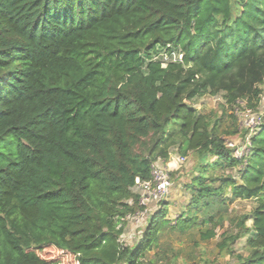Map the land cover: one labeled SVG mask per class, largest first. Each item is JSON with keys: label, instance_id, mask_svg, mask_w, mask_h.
Instances as JSON below:
<instances>
[{"label": "trees", "instance_id": "1", "mask_svg": "<svg viewBox=\"0 0 264 264\" xmlns=\"http://www.w3.org/2000/svg\"><path fill=\"white\" fill-rule=\"evenodd\" d=\"M263 85L264 0H0V264H59L50 248L76 264H197L214 240L217 258L245 241L237 264H264V116L247 157L224 139ZM222 93L221 114L189 104ZM173 149L196 157L189 203L175 221L162 203L129 246L135 187ZM245 200L258 204L241 215ZM187 235L189 251L173 245Z\"/></svg>", "mask_w": 264, "mask_h": 264}, {"label": "rangeland", "instance_id": "2", "mask_svg": "<svg viewBox=\"0 0 264 264\" xmlns=\"http://www.w3.org/2000/svg\"><path fill=\"white\" fill-rule=\"evenodd\" d=\"M178 59L181 60V53L177 55ZM175 56V59L177 58ZM162 59H167L166 55L162 54ZM165 62V60H164ZM167 66V64L165 65ZM264 91V85H263ZM195 109L201 110L202 113H210L211 111H218L220 114L221 105L225 104V100L223 98V93L217 96H203L193 99L190 103ZM235 115L237 117L238 123V135H225L224 139L228 146L232 147V149L241 150L245 148L244 143V133H247V128L244 126V120L249 121L251 119L256 118L259 116H264V92L262 96L261 103L259 104L258 111L250 110L245 103H239L238 107L235 108ZM247 115V117H246ZM231 126L230 123L227 124ZM236 151V150H235ZM172 159L165 160V165L168 167L169 170H172L174 175L172 177V187L170 189L169 194L164 198V200L158 204H151L147 209V216L146 217H139V221L141 222V226H137L136 220L131 219L128 222L126 227L125 234L122 236L124 241H127V245L132 246L136 245L141 242L146 227L148 225L149 219L152 214L158 211L162 203L169 204V214L167 219L170 221H175V219L179 216L180 210H183L184 207L189 203V194L184 190L183 186L186 183L191 181L193 176L192 171L194 164L196 162V157L194 155L189 154L188 159L184 165L179 164V159L182 156L181 153L177 151V149L172 150ZM258 201L257 200H245V201H236L233 204V207L239 212V214H250L251 211L257 207ZM249 226L252 225L250 221L248 223ZM197 238V239H196ZM170 239V238H169ZM184 242H180V240H184ZM191 237L187 236H179V239H173V245L180 249L185 248L186 250H190L191 247L194 245V242H189ZM195 241L199 239L198 236L194 235ZM244 244L245 241H240L235 246V256H227L225 258H217V250H216V240L211 241L209 243H203L202 247L200 248L199 252L196 254V263L202 264L200 260L203 258V251L205 252V258L208 260L216 259L219 261L220 264H237V256L242 255L245 256L244 252ZM46 258L48 259H55L59 262V264H76L74 259L68 254L58 251L54 248H50L46 250Z\"/></svg>", "mask_w": 264, "mask_h": 264}, {"label": "built area", "instance_id": "3", "mask_svg": "<svg viewBox=\"0 0 264 264\" xmlns=\"http://www.w3.org/2000/svg\"><path fill=\"white\" fill-rule=\"evenodd\" d=\"M175 56L177 57V54L173 55L172 62L176 63L179 61L178 57L175 59ZM167 57V56H166ZM171 57H167V59H164L168 62ZM164 67L166 65V62L163 64ZM250 109V108H249ZM252 110V109H250ZM258 109L256 110V112ZM247 117V115H246ZM262 115L257 116L254 119H251L249 121H243L245 128L249 130V136L247 140H249L250 135L262 124ZM246 140V141H247ZM245 143V141H244ZM231 146V145H230ZM236 150V151H235ZM234 150V155L237 158H245L249 154V149L246 147L241 150ZM187 156H181L179 159V164L184 165L187 161ZM171 172L172 170H169L168 167L165 165V161L160 158L158 159L152 166V180L147 182L138 183L135 187V191L140 195V207L142 208L141 211H139L137 214H135L132 217H128V220L131 219L136 220L137 226H141V222L139 221V217H146L147 216V209L151 204H158L164 200V198L169 194L170 189L172 187V178H171ZM123 240V239H122ZM124 241V240H123Z\"/></svg>", "mask_w": 264, "mask_h": 264}]
</instances>
